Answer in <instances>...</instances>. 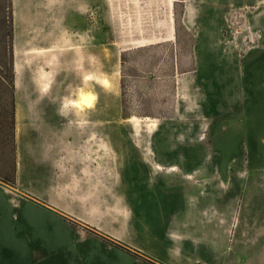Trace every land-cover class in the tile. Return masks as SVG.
Masks as SVG:
<instances>
[{
  "label": "rangeland",
  "instance_id": "rangeland-1",
  "mask_svg": "<svg viewBox=\"0 0 264 264\" xmlns=\"http://www.w3.org/2000/svg\"><path fill=\"white\" fill-rule=\"evenodd\" d=\"M82 89L94 106L65 107ZM19 104L67 114L99 142L103 185L148 194L134 221L153 250L166 239L218 264L204 259L206 224L227 232L213 248L229 262L264 264V0H0V264H79L89 228L14 184Z\"/></svg>",
  "mask_w": 264,
  "mask_h": 264
},
{
  "label": "crops",
  "instance_id": "crops-1",
  "mask_svg": "<svg viewBox=\"0 0 264 264\" xmlns=\"http://www.w3.org/2000/svg\"><path fill=\"white\" fill-rule=\"evenodd\" d=\"M18 106L14 116V184L20 193L59 214L76 215L78 220L82 221L81 224L89 228L77 237L80 250H77L75 261L79 264H98L99 261L102 263V257L99 256V248H102L105 253L116 252L119 256L116 258L118 264H142L143 254L165 264H195L190 253L192 250L187 249L185 252L180 249V253L176 254L168 248L170 244L166 239H154L156 242H166V250L163 253L162 249L151 248L153 243L149 240L147 242L144 228L138 227L134 221L135 214L145 220L149 208L147 205L150 202L148 194H131V191H127L130 194H117L116 182L111 186L108 183L102 184L96 175L100 172V144L97 141L89 147V144L85 143L87 132L84 127L69 126L67 114L59 110H46L44 106L26 110L22 105V110L18 111ZM115 146L114 143L112 150L119 152L114 150ZM123 153L128 154V151L124 150ZM118 159L120 161V155ZM131 165L130 162L115 165L114 176L122 174V170L117 167ZM173 198L170 197L169 201L176 199ZM137 202L143 205L137 206ZM77 226L81 227L78 224ZM195 230L201 231L199 227ZM203 234L204 246L208 248L204 252L206 261L211 262L219 255L218 264H238L236 257L235 261L232 258L229 262L221 251H214L213 247L221 248L226 244L224 240L227 232L223 227L215 228L205 224ZM234 236L236 242L240 241L237 245L241 246L243 231L237 228ZM259 239L264 243V232ZM184 243L181 241L186 249ZM261 246L264 245L259 247ZM132 256L135 260H132ZM258 257L260 259V256ZM88 258H91V262Z\"/></svg>",
  "mask_w": 264,
  "mask_h": 264
},
{
  "label": "clouds",
  "instance_id": "clouds-1",
  "mask_svg": "<svg viewBox=\"0 0 264 264\" xmlns=\"http://www.w3.org/2000/svg\"><path fill=\"white\" fill-rule=\"evenodd\" d=\"M86 79H91V77H86ZM97 100L96 95L86 89H82L76 99H68L65 101V107L76 108L83 110L85 108H92L95 101Z\"/></svg>",
  "mask_w": 264,
  "mask_h": 264
},
{
  "label": "bare ground",
  "instance_id": "bare-ground-1",
  "mask_svg": "<svg viewBox=\"0 0 264 264\" xmlns=\"http://www.w3.org/2000/svg\"><path fill=\"white\" fill-rule=\"evenodd\" d=\"M18 67V66H17ZM17 67H16V72L18 71L17 70ZM108 83V82H107ZM47 87V84L45 85V88ZM23 102V101H22ZM22 110V105L21 104H19V106H18V111H21ZM17 117H18V115H17ZM132 119L134 120V121H138L139 119L138 118H130L129 120H131L132 121ZM152 120V119H151ZM140 121V120H139ZM155 121V120H154ZM153 121V122H154ZM147 123H149V125H150V123L151 122H147Z\"/></svg>",
  "mask_w": 264,
  "mask_h": 264
}]
</instances>
